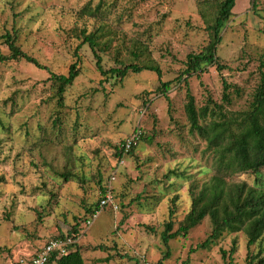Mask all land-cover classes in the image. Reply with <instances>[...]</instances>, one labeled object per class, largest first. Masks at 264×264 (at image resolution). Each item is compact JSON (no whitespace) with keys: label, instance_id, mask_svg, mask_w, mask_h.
<instances>
[{"label":"rangeland","instance_id":"374dc122","mask_svg":"<svg viewBox=\"0 0 264 264\" xmlns=\"http://www.w3.org/2000/svg\"><path fill=\"white\" fill-rule=\"evenodd\" d=\"M215 2L0 0V34L17 33L22 49L47 66L23 59L0 62V173L5 176L0 264H13L65 237L76 223L85 231L77 242L86 264H180L186 259V264H246L249 251L264 258V240L249 249L243 229L225 231L215 244L197 248L211 233L209 217L167 245L161 238L170 208L177 230L191 208L192 190L214 174L213 152L190 130L181 73L187 55L209 41ZM99 3L102 17L81 11ZM82 28L105 29L107 45L100 54L106 69L121 61H154L162 77L150 70L130 71L123 79L102 75L92 49L82 44L80 74L61 105L49 76L68 72ZM222 36L217 54L227 67L218 72L208 66L189 78L190 88L199 107L208 97L220 103L224 76L232 85L227 108L242 110L259 81L264 0L254 7L252 0H236ZM0 51L9 52L1 40ZM167 81L170 106L160 87ZM136 129L143 137L119 157L122 141ZM254 178V173L239 172L228 182L252 184ZM104 184L113 188L117 208L107 205L93 217L89 209ZM88 216L92 223L86 229ZM234 240L237 249L229 262L221 249L229 252Z\"/></svg>","mask_w":264,"mask_h":264},{"label":"trees","instance_id":"16d2710c","mask_svg":"<svg viewBox=\"0 0 264 264\" xmlns=\"http://www.w3.org/2000/svg\"><path fill=\"white\" fill-rule=\"evenodd\" d=\"M235 4L236 0H216L213 20L207 26L209 41L199 52H191L187 55L186 67L181 73L186 87L184 111L190 130L205 140L207 148L213 152L214 174L209 180L204 181L198 190H196L197 188L192 190L191 208L177 230H174L173 220L175 209L170 208L169 219L164 223V229L161 233L162 241L166 245L171 239L178 236H187L189 231L206 217L210 218L212 224L211 233L203 242L197 245V248H205L208 245L215 244L225 231L234 232L241 229L247 235L249 249L252 245L262 243L264 240V178L261 177V171L264 169V51L260 56L258 65L259 81L252 100L245 109L234 111L227 108V105L231 104L233 100L232 85L224 76L222 77L224 89L222 102L218 103L212 97H208L206 103L201 107L196 104L189 83V78L204 73L207 71L208 66H215L218 72H222L227 67L221 62L217 51L223 39L222 31L233 14ZM255 4L256 0H252L253 7ZM81 11L93 17H102L105 9H102V4L99 3L95 7L87 5ZM77 36L82 41L75 48L76 60L70 64L68 72H51L49 76V79L55 85L56 96L61 105L64 102L68 87L74 83L80 74L81 55L79 50L82 44L87 43L92 49L96 58V67L102 75H112L123 79L130 71L140 73L144 70H150L155 72L159 78L162 77V69L154 61L144 64L121 61L119 67L106 69L103 66V58L100 54L104 50L102 45H107V41L102 40L106 36L104 28L93 31L82 28ZM0 40L9 49L7 54L0 51V62L23 59L39 68L47 69V66L41 64L36 57L22 49L18 44L17 33L7 31L0 34ZM135 56L138 57L139 55ZM160 87L164 91L170 106V97L166 94V90L170 87V81L162 82ZM238 89L239 87L235 88L237 93H239ZM142 137L143 132L140 131L139 139L126 153L132 152ZM124 142L125 139L121 143L120 151L117 152L119 157L125 154ZM248 171L256 174L252 184L247 181L235 184L228 182V178H232L234 174ZM4 181L5 176L0 173V185ZM108 187V184H104L99 201L89 209L93 217L97 211L102 209L100 202L108 191ZM111 190L113 191L112 187ZM89 216L84 219L87 223L85 225L86 229L92 223ZM84 232V230L78 229V223H76L65 237L62 236V238L74 240L67 246L68 252L62 255L53 252L45 264H52L53 262L57 264H86L82 255V245L77 242ZM43 246L40 250L25 258L16 260L13 264H20L21 259H28L37 255ZM236 249V240H234L229 252L221 249L223 258L228 257L229 262H232V255ZM167 256H169V251H167L165 257ZM257 257L249 251L246 256V264H264V258ZM188 261L186 259L180 264H186Z\"/></svg>","mask_w":264,"mask_h":264},{"label":"built area","instance_id":"2783aa9c","mask_svg":"<svg viewBox=\"0 0 264 264\" xmlns=\"http://www.w3.org/2000/svg\"><path fill=\"white\" fill-rule=\"evenodd\" d=\"M140 137V131L133 132V135L125 138V142L123 143V149L125 152H128L132 145L136 143V141ZM115 177V172L111 175V178ZM112 205L114 209L117 206L114 204V195L111 190V186L108 187V191L103 196L100 202V206L103 208L104 206ZM99 211L94 214V217L97 216ZM90 223V221H88ZM74 240L71 238H59L53 239L49 241L45 246H43L42 250L35 256L28 259H21L20 264H45L48 261L49 256L53 252H57L62 254H66L68 252L67 246L71 244Z\"/></svg>","mask_w":264,"mask_h":264}]
</instances>
